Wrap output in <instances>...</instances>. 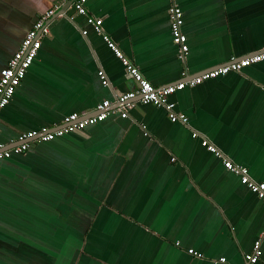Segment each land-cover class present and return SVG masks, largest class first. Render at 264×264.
Wrapping results in <instances>:
<instances>
[{"label": "crops", "instance_id": "0c3cea01", "mask_svg": "<svg viewBox=\"0 0 264 264\" xmlns=\"http://www.w3.org/2000/svg\"><path fill=\"white\" fill-rule=\"evenodd\" d=\"M71 1L0 0V69L32 22L56 6L0 111L3 146L70 112L92 115L103 99L119 107L115 96L133 82L101 34L154 86L264 48V0H173L186 38L182 59L166 0H85L101 34ZM169 99L185 124L136 101L126 117L112 113L1 159L0 264H245L257 238L253 264H264V201L200 144L205 138L264 183V60Z\"/></svg>", "mask_w": 264, "mask_h": 264}, {"label": "built area", "instance_id": "2783aa9c", "mask_svg": "<svg viewBox=\"0 0 264 264\" xmlns=\"http://www.w3.org/2000/svg\"><path fill=\"white\" fill-rule=\"evenodd\" d=\"M65 2L66 0H60ZM85 0H72L70 7L74 12L81 15L91 29L101 34V19L87 14L84 7ZM168 2V19L169 29L172 43L177 48V56L182 59L187 51L186 38L181 31L182 12L181 9L174 3L173 0ZM56 6L47 9L40 14L33 22L31 27L25 32L19 46L8 58L6 64L0 69V111L11 99L15 87L24 77L26 69L31 64L41 43V38L47 34L46 21L54 14ZM80 33L84 35L85 29H81ZM107 46L113 50L116 56L119 57L125 72L131 77L133 87L126 92L118 93L115 96V101L119 107H110V102L107 99L99 101L94 107L95 113L92 115H82L78 112H70L64 115L60 123L54 127L42 126L38 129H32L20 132L16 138V144L3 146L0 144V160L8 158L11 154H20L28 150L32 142H47L55 137L62 136L75 130H82L88 125L95 124L104 120L112 113H117L120 117H126L127 112L132 108L135 102L141 104L151 103L154 106L162 107L168 120L171 122L186 123L187 118L184 114L175 111L174 102L169 99V96L176 90H180L185 86H193L204 80L224 75L228 72H240L244 67L264 60V48L256 52L240 58H230L226 63L205 70L188 79H179L164 86H154L143 78L135 66H133L127 58L121 55L107 35L101 34ZM102 85H106V79L101 70L97 71ZM191 136L195 137L196 132L192 131ZM200 144L215 156L221 159L224 168L238 175L242 184H244L251 192L255 193L264 201V183L256 182L249 178L246 168L232 163L208 140L202 138ZM264 227V220H263ZM261 235V234H260ZM187 252L193 256H200V253L187 249ZM260 238L253 241L251 250L245 253L243 258L245 264H253L260 255ZM223 261V259H221Z\"/></svg>", "mask_w": 264, "mask_h": 264}, {"label": "water", "instance_id": "95a60500", "mask_svg": "<svg viewBox=\"0 0 264 264\" xmlns=\"http://www.w3.org/2000/svg\"><path fill=\"white\" fill-rule=\"evenodd\" d=\"M66 2L68 3V0H66ZM62 13H63V11H62ZM256 52V51H255ZM254 53V52H253ZM252 54V53H251ZM250 55V54H249ZM226 63V62H225Z\"/></svg>", "mask_w": 264, "mask_h": 264}]
</instances>
